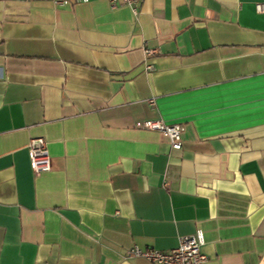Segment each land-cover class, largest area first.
Here are the masks:
<instances>
[{
    "label": "crops",
    "instance_id": "0c3cea01",
    "mask_svg": "<svg viewBox=\"0 0 264 264\" xmlns=\"http://www.w3.org/2000/svg\"><path fill=\"white\" fill-rule=\"evenodd\" d=\"M59 1L0 0V264H152L199 229L204 264H264V0Z\"/></svg>",
    "mask_w": 264,
    "mask_h": 264
},
{
    "label": "built area",
    "instance_id": "2783aa9c",
    "mask_svg": "<svg viewBox=\"0 0 264 264\" xmlns=\"http://www.w3.org/2000/svg\"><path fill=\"white\" fill-rule=\"evenodd\" d=\"M112 8L119 5L128 6L136 13L140 0H107ZM75 3H88L90 0H73ZM62 5L69 4L68 0L58 2ZM258 13H264V3L256 5ZM148 56L154 54V50L146 49ZM150 69H152L150 67ZM154 105V100H150ZM138 128L150 131H156L166 134L169 137L173 150L180 151L183 147V125H168L162 120H148L138 124ZM29 157L31 168L35 174L49 172L53 168V161L49 153L48 142L44 138H34L29 144ZM205 244V235L203 230L199 229L194 234L180 238L178 247L162 251L157 249L141 250L139 247H133L129 254L133 258H143L152 264H204L207 256L202 253V247Z\"/></svg>",
    "mask_w": 264,
    "mask_h": 264
}]
</instances>
